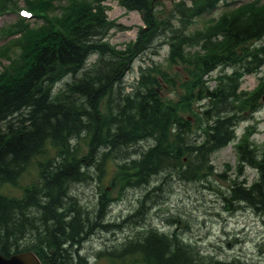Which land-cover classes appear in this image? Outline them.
I'll return each mask as SVG.
<instances>
[{
    "label": "trees",
    "instance_id": "obj_1",
    "mask_svg": "<svg viewBox=\"0 0 264 264\" xmlns=\"http://www.w3.org/2000/svg\"><path fill=\"white\" fill-rule=\"evenodd\" d=\"M78 1L70 0V7L75 6L61 27L33 33V48L17 71L20 73L0 78V251L9 256L32 249L48 264H88L81 254L82 245L100 226L115 225L101 217L108 200L106 192L99 193L94 212L76 193L77 184L97 180L100 186L109 178L113 186L150 187L140 197L141 206L128 218L136 222L146 211L145 200L152 190L162 189L171 179L199 180L212 174L211 155L235 137L233 111L237 103L252 108L257 105V96L244 98L238 92L242 79L246 72H256L264 64V54L256 50L248 65L235 64L220 89L208 90L212 109L206 113L211 123L203 134L196 133L187 118L197 117L192 111L193 97L187 93L180 99L177 105L187 113L179 115L176 104L161 96L158 84L165 79L162 75L151 74L147 84L126 93L124 76L133 62L132 57L118 53L114 54L117 60L104 62L101 57L84 76L55 93V75L81 69L92 53H111L108 44L101 43L114 25L105 8L88 6L92 1ZM222 1L207 0L194 16L184 17L183 8L165 10L163 1L119 0L127 10L142 13L149 25L140 32L131 56L155 54L160 45L169 43L174 63H193L199 68L197 84L190 88L191 93L198 91L204 86L203 74L226 62L231 53L222 50V39L236 43L264 36V12L241 14L243 19L232 22L223 20L216 34L204 27L192 29L202 14L214 11ZM209 44L215 54L200 60L188 51ZM142 141L150 145L138 152L134 147ZM116 160L121 161L115 165ZM249 160L260 168L261 180L249 187H234L231 194L236 201L263 212L264 158L251 154ZM35 163L37 176L21 193L5 190L17 185ZM110 163L114 172L108 170ZM100 254L117 264H219L206 261L177 234L156 228L129 235Z\"/></svg>",
    "mask_w": 264,
    "mask_h": 264
},
{
    "label": "rangeland",
    "instance_id": "obj_2",
    "mask_svg": "<svg viewBox=\"0 0 264 264\" xmlns=\"http://www.w3.org/2000/svg\"><path fill=\"white\" fill-rule=\"evenodd\" d=\"M44 2V10L48 17L55 19L65 14L71 3L70 0H18L19 6L13 12L6 11V0H0V72L15 70L17 63L23 61L25 41L19 31L23 22L20 20V9L26 6H35ZM85 0H80V3ZM175 0H165L166 8L170 9ZM249 3L264 4V0H226L219 3L214 11L205 12L199 17L197 26L193 29L208 28L219 32L218 20L223 16L229 17L238 12L242 6ZM26 5V6H24ZM110 19L117 21L121 27L113 28L109 34V43L117 49H124L136 39L138 30L144 26L139 12H127L117 0H107ZM47 18L33 16L24 21L30 25H41ZM207 24V25H205ZM205 25V26H204ZM129 27V29H126ZM19 29V30H18ZM21 37V38H20ZM225 44L226 39L223 40ZM255 42L249 44V48ZM262 43L258 42V45ZM198 48V47H197ZM244 45L232 51V58L241 61L246 50ZM196 55V49H192ZM203 53V51H202ZM97 56H93V60ZM153 58V61L149 60ZM190 68V67H189ZM191 69V68H190ZM228 69V64L224 71ZM229 72V69L227 70ZM220 71L214 73L215 77ZM162 75L160 87L161 96L170 104H176L179 115H186L177 103L184 96L186 89L183 81L188 79L186 67L174 63L168 57V47H162L157 54L137 56L134 71L126 76L127 91H131L130 83L138 80L142 84L147 76ZM69 75L64 81L57 83V89L63 87L64 82L71 78ZM211 77V76H210ZM214 85V81H207ZM241 89L247 96L254 91H261L264 95V66L260 72L247 73L242 81ZM199 101L193 98L192 103L201 109ZM241 108V107H240ZM238 115L236 132L238 138L218 149L212 155V163L216 168L209 178L199 180L171 179L162 189L152 190L146 200V211L138 217V222L128 219L132 212H136L141 200L138 197L147 191V188L122 189L121 185H110L107 178L100 184L98 181L82 183L75 186V191L83 203L91 211L97 212V197L105 191L108 198L104 210L103 220L113 222V226H100L98 232L81 247L82 255L88 264H113L112 259L100 254L104 248L124 240L127 236L149 228L158 227L169 234L180 235L186 243L195 247L206 261H217L219 264H264V211L261 212L247 204L232 201L236 200L230 195L235 184H241L245 178L248 185L257 177L256 169L241 159L239 146L249 145V149L264 152V99L260 102V110L252 116L250 113ZM142 143L138 151L142 149ZM259 150V151H258ZM37 164H32L17 185H8L6 191L21 193L22 187L30 183L37 176ZM162 180L159 177L158 183ZM96 182V183H95ZM101 187V189H100ZM98 228V227H97Z\"/></svg>",
    "mask_w": 264,
    "mask_h": 264
},
{
    "label": "water",
    "instance_id": "obj_3",
    "mask_svg": "<svg viewBox=\"0 0 264 264\" xmlns=\"http://www.w3.org/2000/svg\"><path fill=\"white\" fill-rule=\"evenodd\" d=\"M0 264H42L31 251L19 253L7 258L0 253Z\"/></svg>",
    "mask_w": 264,
    "mask_h": 264
}]
</instances>
